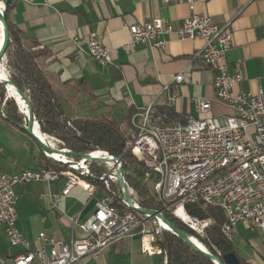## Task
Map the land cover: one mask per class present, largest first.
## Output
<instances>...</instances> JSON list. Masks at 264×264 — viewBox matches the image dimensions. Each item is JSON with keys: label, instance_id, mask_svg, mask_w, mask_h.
<instances>
[{"label": "crops", "instance_id": "1", "mask_svg": "<svg viewBox=\"0 0 264 264\" xmlns=\"http://www.w3.org/2000/svg\"><path fill=\"white\" fill-rule=\"evenodd\" d=\"M195 11L219 26H229L232 42L226 54L228 69L231 71L232 65L240 62L245 77L235 90L264 91V0H196ZM188 16L183 0L171 4L161 0H12L9 17L20 31L23 43L33 38L49 51V59L37 62L45 68L68 115L84 116L81 112L91 102L97 113L109 110L117 123L116 113H119L118 124L122 127L129 110L153 105L160 112L159 108L166 107L174 114L168 123L163 116L165 124L184 123L189 116H197V101H214V72L198 57L204 45L200 39L179 41L174 36L163 35L161 50L143 45L130 53L122 49L130 39L127 27L160 20L178 30ZM90 39L100 42L110 52V64L102 65L88 56ZM179 73L183 81L177 85L173 79ZM174 90L176 100L167 106V97ZM228 112L227 108L212 103V114L220 123L222 115ZM0 123L10 132L24 133L5 121ZM6 145L0 139L2 173L13 176L24 170L36 171L43 165L39 151L31 150L26 155ZM65 185L66 178L60 177L49 185L30 182L13 186L17 196L16 228L30 243V249L40 246L36 237L42 231L64 243L72 238L84 239V233L71 231L69 219L86 222L94 213L96 199L104 197V191L90 197L74 187L52 207L51 196L60 194ZM243 231H246L244 227L238 225L232 241L238 256L241 257L238 248L249 246L250 256L241 258L249 264H261L264 259L261 238L255 235L250 240L242 235ZM19 252V248L9 246L0 228V255L11 258ZM93 264H164V257L142 255L139 237L132 236L111 245Z\"/></svg>", "mask_w": 264, "mask_h": 264}, {"label": "built area", "instance_id": "2", "mask_svg": "<svg viewBox=\"0 0 264 264\" xmlns=\"http://www.w3.org/2000/svg\"><path fill=\"white\" fill-rule=\"evenodd\" d=\"M161 1L171 4L176 0ZM183 1L189 16L178 30L160 20L131 25L127 27L129 42L122 49L130 53L136 46L143 45L161 50L163 35L174 36L179 41L200 39L204 45L198 57L214 72V101H197V116H189L184 123L165 124L163 115L153 105L136 111L129 121L131 135L126 152L143 166V181L161 204L162 209L155 211L175 217L178 207L185 212L187 204L219 209L224 216L221 233L228 241L234 240L237 226L242 225L246 231L256 233L264 246V91L235 90L245 77L240 62L234 63L231 71L228 69L226 54L232 42L229 26H219L210 17L197 14L196 0ZM87 53L102 65L111 63L110 52L94 39L88 41ZM182 81V73L173 79L177 85ZM176 97L174 90L167 97L166 105L171 106ZM213 102L229 110L222 115V126H218L220 122L212 114ZM45 137L51 147L57 148L50 141L54 142L52 138ZM93 153L112 157L103 151L89 154ZM56 162L66 165L68 170L40 168L13 176L0 171V228L9 246L20 249L11 258L0 255V264H93L111 245L132 236L139 237L142 255H161L155 241L163 229L135 211L121 212L115 207L116 195L110 190L109 182L114 181L112 173L118 164H106L107 173L97 178L98 184H92L86 180L91 177L89 162L69 157H61ZM60 177L66 178V185L60 194L51 196L52 207L74 187L81 188L90 197L103 190L104 197L96 199L94 213L86 222L69 219L71 231L84 233V239L72 238L64 243L42 231L36 237L40 246L32 250L16 228L17 196L13 186L30 182L49 185ZM121 204L127 207L122 199ZM188 219L196 224L200 233L179 220L197 235H203L204 229L212 223L210 219L191 216Z\"/></svg>", "mask_w": 264, "mask_h": 264}, {"label": "trees", "instance_id": "3", "mask_svg": "<svg viewBox=\"0 0 264 264\" xmlns=\"http://www.w3.org/2000/svg\"><path fill=\"white\" fill-rule=\"evenodd\" d=\"M3 2L4 0H0ZM11 4L6 10V23L9 30V44L2 62L7 78L23 92L29 100L39 132L54 140L58 149H66L78 154H89L103 151L112 156L120 157L124 163V181L131 198L138 206L147 210H161V204L150 193L148 185L143 181L144 169L141 163L126 152L128 137L120 125L107 109L97 113V109L89 110L90 115L73 117L68 115L60 95L49 81L47 72L38 60L49 59V51L40 45L36 39H29L23 43L20 31L10 20ZM164 121L168 123L173 118L174 112L169 108L158 109ZM136 110H129L122 121L127 128H131L129 121ZM0 120L7 124L23 125V115L15 101L7 96L6 88L0 86ZM164 122V123H165ZM41 168L56 171L68 170L66 165L53 161L42 155ZM88 168L91 177L86 180L98 184L95 179L107 173L106 164L89 162ZM109 187L116 195L115 207L121 211L128 208L121 204V194L114 181L109 182ZM188 216L199 220L210 219L212 223L204 229L203 236L186 227L171 213L163 216L182 231L196 238L208 251L222 257L227 252H232L239 259L240 264L246 263L238 256L233 242L228 241L221 233L224 223L222 211L202 205L187 204L184 207ZM155 245L162 251L164 264H213L210 260L194 251L172 233L161 230L157 235Z\"/></svg>", "mask_w": 264, "mask_h": 264}, {"label": "water", "instance_id": "4", "mask_svg": "<svg viewBox=\"0 0 264 264\" xmlns=\"http://www.w3.org/2000/svg\"><path fill=\"white\" fill-rule=\"evenodd\" d=\"M2 3H3V7L0 10V26L2 27V42L0 44V64L4 60L5 52L9 44V30L6 23V10L8 6L12 3V0H4ZM0 86H4L6 88L7 96L13 99L17 105L18 103L16 99H14L13 96L9 95L7 91L8 86L12 87L15 90L16 94L18 95V98L25 103V107H26L25 109L27 112L26 115H24L19 108V111L23 115V125L13 124V126L23 131L30 139H32L33 142L35 143V146L44 157L49 158L53 161H57V159H54L53 157L50 156L52 154H57L60 157L82 159L85 162H99L103 164H109V165L111 164L114 166L118 164V167L115 173H112V176L117 185L118 191L121 194V199L125 202L129 210L135 211L139 215L151 219L154 223L158 224L160 228H162L161 224L165 225L168 228V230L162 228L163 230L168 231L172 233L174 236L181 239L183 242L189 245L194 251H196L200 255L210 260L213 264H240L239 259L235 256L234 253L227 252L224 255H222V257H219L214 253L208 251L199 241H198L199 246L196 243H194V241H197L196 238H194L193 236L189 235L188 233L182 231L177 226L172 224L160 212L155 210H147L136 205L133 199L131 198L130 193L126 187L124 181V163L120 157H115L112 155H111L112 157H94L90 154H78L66 149H58L51 147L49 144H45L35 135V129L39 131V128L26 95L23 92H21L17 88V86L13 84L8 78H6L4 81H0ZM95 180L98 181V179Z\"/></svg>", "mask_w": 264, "mask_h": 264}, {"label": "rangeland", "instance_id": "5", "mask_svg": "<svg viewBox=\"0 0 264 264\" xmlns=\"http://www.w3.org/2000/svg\"><path fill=\"white\" fill-rule=\"evenodd\" d=\"M86 105H88V106L87 107L84 106V109L81 112V113H83V115H85L86 113L88 115L89 110H93L95 108L94 103L89 102V104H86ZM120 116L121 115H119V113H116V118H117L118 123L120 122ZM218 126H222L221 123H218ZM121 129L126 133L128 140H129L130 135H131V128H129V127L127 128V126L124 125L121 127ZM9 130L10 129L6 128V125H4L3 123H0V139L7 144L6 146H8L9 148L12 147L13 149H16V150H22L24 153H26V155L30 154L31 150L39 151L37 149V147L35 146V143L33 142V140L30 139L26 134H24L22 132H17V131L10 132ZM128 140H127V143H128ZM50 141L54 144V142L52 140H50ZM75 160H77V159L75 158ZM242 235L251 240L252 238L255 237L256 233H250L249 231H243ZM199 236L202 237L203 235L199 234ZM238 250L240 251L239 255L241 257H249L251 254V252H250L251 248L249 246H247L245 248L242 247L241 249L238 248Z\"/></svg>", "mask_w": 264, "mask_h": 264}, {"label": "bare ground", "instance_id": "6", "mask_svg": "<svg viewBox=\"0 0 264 264\" xmlns=\"http://www.w3.org/2000/svg\"><path fill=\"white\" fill-rule=\"evenodd\" d=\"M3 7V3L0 1V10L2 9ZM2 42V27L0 26V44ZM7 78V75L6 73L4 72V68H3V65L0 64V81H4L5 79ZM7 91L9 93V95L13 96L14 99H16L17 103H18V107L20 108L21 112L26 115V107H25V103L18 98V95L16 94L15 90L12 88V87H7ZM35 135L41 140L43 141L45 144H49L50 145V142L47 140V138L45 137V135L41 134L39 131H37L35 129ZM99 153H93L92 156L94 157H99L98 156ZM51 157H53L54 159H61V157L57 154H52L50 155ZM175 217L185 221V223H187L188 225H190V227L192 229H194L196 231V233H200L199 231V228L196 226L195 223H192V222H189V219H188V216L187 214L183 211L182 208L178 207V209L176 210V212L174 213ZM161 227L165 230H168V228L161 224ZM194 243H196L198 246H199V243H198V240L197 241H194Z\"/></svg>", "mask_w": 264, "mask_h": 264}]
</instances>
